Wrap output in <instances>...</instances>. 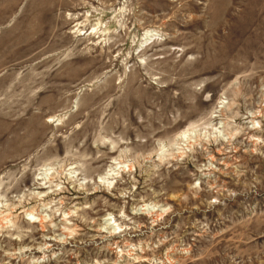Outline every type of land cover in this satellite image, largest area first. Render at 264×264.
<instances>
[{"label": "rangeland", "instance_id": "1", "mask_svg": "<svg viewBox=\"0 0 264 264\" xmlns=\"http://www.w3.org/2000/svg\"><path fill=\"white\" fill-rule=\"evenodd\" d=\"M0 264H264V0H0Z\"/></svg>", "mask_w": 264, "mask_h": 264}, {"label": "bare ground", "instance_id": "2", "mask_svg": "<svg viewBox=\"0 0 264 264\" xmlns=\"http://www.w3.org/2000/svg\"><path fill=\"white\" fill-rule=\"evenodd\" d=\"M153 31L152 30H147L146 34H145V43H148L149 41L152 40V36H153ZM109 220V218H108Z\"/></svg>", "mask_w": 264, "mask_h": 264}]
</instances>
